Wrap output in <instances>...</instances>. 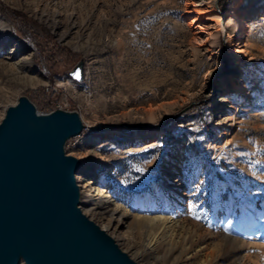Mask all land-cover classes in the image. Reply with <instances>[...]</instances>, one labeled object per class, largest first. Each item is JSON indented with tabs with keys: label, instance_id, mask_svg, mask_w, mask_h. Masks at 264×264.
I'll list each match as a JSON object with an SVG mask.
<instances>
[{
	"label": "rangeland",
	"instance_id": "obj_1",
	"mask_svg": "<svg viewBox=\"0 0 264 264\" xmlns=\"http://www.w3.org/2000/svg\"><path fill=\"white\" fill-rule=\"evenodd\" d=\"M187 2L0 0V122L22 96L80 114V207L138 264H264V0H220L214 46L193 41ZM236 9L246 53L225 91ZM20 44L18 79L1 63Z\"/></svg>",
	"mask_w": 264,
	"mask_h": 264
},
{
	"label": "water",
	"instance_id": "obj_2",
	"mask_svg": "<svg viewBox=\"0 0 264 264\" xmlns=\"http://www.w3.org/2000/svg\"><path fill=\"white\" fill-rule=\"evenodd\" d=\"M69 76L82 82L84 61ZM85 129L78 112L40 113L25 96L6 109L0 122V264H138L80 207L81 161L65 146Z\"/></svg>",
	"mask_w": 264,
	"mask_h": 264
},
{
	"label": "bare ground",
	"instance_id": "obj_3",
	"mask_svg": "<svg viewBox=\"0 0 264 264\" xmlns=\"http://www.w3.org/2000/svg\"><path fill=\"white\" fill-rule=\"evenodd\" d=\"M218 2H219L218 0H188L186 5L185 18L190 20V27L191 29H193V41L196 44L202 45V43H204L213 46L216 44L218 34L220 33L221 30V21H222V19L218 17L216 14L218 11L217 10ZM240 13L239 10L236 9V11L231 15L230 20L227 24L228 31H226V27H224L225 39L227 41L228 48L231 49L233 52L232 53L233 61L230 62L232 69L229 71V74H227L223 79L226 85L225 91L229 90L230 88L231 89L236 88L238 86L239 83L238 73L240 72V70H238L236 64L240 61V59L245 58L244 54L246 53L243 40H244V35H245L244 33L246 30L247 23H246V18H244V16L241 15ZM9 31H10V26H8L6 23L0 20V42H3L9 38L10 36ZM233 36L236 38V40L231 42V38ZM23 48H26V45L20 44L17 47V49H15L11 54H9V56L5 58V62L3 61L1 63L3 67L5 66L9 70V72L13 75V77H16L18 79H20V70L22 69L21 68L22 63H25L24 61L26 60H27L26 63H30L29 56L28 58H24V61L22 63L20 62L15 63L19 50ZM219 60H220V55H218L217 57V61ZM217 71L218 70H212L209 74L211 76L215 75ZM35 84L32 83V86H34ZM223 92L224 90L220 91L219 93H223ZM81 188L84 189V187ZM108 227H110V225L107 226V228Z\"/></svg>",
	"mask_w": 264,
	"mask_h": 264
},
{
	"label": "trees",
	"instance_id": "obj_4",
	"mask_svg": "<svg viewBox=\"0 0 264 264\" xmlns=\"http://www.w3.org/2000/svg\"><path fill=\"white\" fill-rule=\"evenodd\" d=\"M53 111V110H52Z\"/></svg>",
	"mask_w": 264,
	"mask_h": 264
}]
</instances>
